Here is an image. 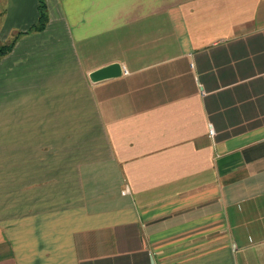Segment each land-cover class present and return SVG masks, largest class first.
I'll list each match as a JSON object with an SVG mask.
<instances>
[{
    "label": "crops",
    "instance_id": "0c3cea01",
    "mask_svg": "<svg viewBox=\"0 0 264 264\" xmlns=\"http://www.w3.org/2000/svg\"><path fill=\"white\" fill-rule=\"evenodd\" d=\"M45 1L0 0V264H264V0Z\"/></svg>",
    "mask_w": 264,
    "mask_h": 264
},
{
    "label": "trees",
    "instance_id": "16d2710c",
    "mask_svg": "<svg viewBox=\"0 0 264 264\" xmlns=\"http://www.w3.org/2000/svg\"><path fill=\"white\" fill-rule=\"evenodd\" d=\"M46 21H47L46 1L45 0H38L37 21L34 22L27 30L41 28L44 26ZM13 42H14V40H12L11 42L2 44L0 46V57L2 54H4L5 52H7L8 50L11 49Z\"/></svg>",
    "mask_w": 264,
    "mask_h": 264
},
{
    "label": "water",
    "instance_id": "95a60500",
    "mask_svg": "<svg viewBox=\"0 0 264 264\" xmlns=\"http://www.w3.org/2000/svg\"><path fill=\"white\" fill-rule=\"evenodd\" d=\"M122 71L121 64L119 62H111L106 65L100 66L89 73L92 80H98L110 76H116Z\"/></svg>",
    "mask_w": 264,
    "mask_h": 264
},
{
    "label": "built area",
    "instance_id": "2783aa9c",
    "mask_svg": "<svg viewBox=\"0 0 264 264\" xmlns=\"http://www.w3.org/2000/svg\"><path fill=\"white\" fill-rule=\"evenodd\" d=\"M213 134V129L211 127H209V135H212ZM150 264H155L154 261H152Z\"/></svg>",
    "mask_w": 264,
    "mask_h": 264
}]
</instances>
